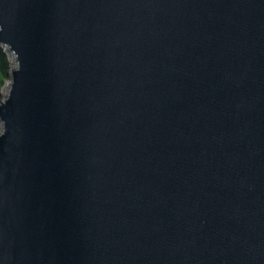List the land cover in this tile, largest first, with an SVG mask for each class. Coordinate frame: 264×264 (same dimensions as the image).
<instances>
[{
    "label": "water",
    "instance_id": "95a60500",
    "mask_svg": "<svg viewBox=\"0 0 264 264\" xmlns=\"http://www.w3.org/2000/svg\"><path fill=\"white\" fill-rule=\"evenodd\" d=\"M0 264H264V0H0Z\"/></svg>",
    "mask_w": 264,
    "mask_h": 264
},
{
    "label": "trees",
    "instance_id": "16d2710c",
    "mask_svg": "<svg viewBox=\"0 0 264 264\" xmlns=\"http://www.w3.org/2000/svg\"><path fill=\"white\" fill-rule=\"evenodd\" d=\"M12 63L6 49L0 46V101L2 100V89L7 81L11 80ZM2 126L0 123V132Z\"/></svg>",
    "mask_w": 264,
    "mask_h": 264
},
{
    "label": "rangeland",
    "instance_id": "374dc122",
    "mask_svg": "<svg viewBox=\"0 0 264 264\" xmlns=\"http://www.w3.org/2000/svg\"><path fill=\"white\" fill-rule=\"evenodd\" d=\"M10 60L12 63V68L15 67V58L13 56H10ZM10 81H7L6 84L4 85L3 89H2V100H4L5 96H7L9 94L10 91V85H9Z\"/></svg>",
    "mask_w": 264,
    "mask_h": 264
}]
</instances>
